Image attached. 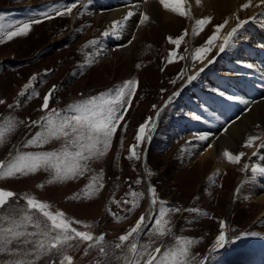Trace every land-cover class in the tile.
Here are the masks:
<instances>
[{
    "label": "rangeland",
    "instance_id": "obj_1",
    "mask_svg": "<svg viewBox=\"0 0 264 264\" xmlns=\"http://www.w3.org/2000/svg\"><path fill=\"white\" fill-rule=\"evenodd\" d=\"M69 2L72 0H0V25L5 27L18 25L31 18L43 21L40 24H34L26 36L15 37L10 41L5 39L3 43H0V99L5 101L4 104H0V125L4 124L8 117L17 122L15 129L6 136L3 143H0V161L7 164L17 152L38 153L61 150L66 143L63 139H52L39 147H25L27 140L40 130L39 127L28 125L31 121L40 120L44 115L50 114L51 109H55L60 117H70L75 114L69 108L70 105L90 98L97 100L101 96L108 98L110 92L114 95L115 89L122 85L124 80H131V78L137 82L136 93L132 97L130 107L125 98L123 107H127L128 110L124 114V120L121 121L120 127L113 136L112 145L106 155L88 162L90 171L74 179L51 183L49 181L52 180L53 174L43 168L35 173L27 175L18 173L15 176L0 179V189L10 190L16 194L9 200L5 210L23 211L26 208L24 197H33L47 203L49 211L63 212L66 219L80 221L81 223L72 224V227L78 231L89 232L94 237L103 235L104 241L101 246L105 248L107 256L100 254L98 248H88V242L72 240L65 245L67 254L73 257V264H127L124 258L115 259L116 256H124L122 249L115 248V244L120 243L119 236L126 234L141 215L145 216L148 227L136 241L138 247L155 241L152 243V248L160 247L164 251L175 245L176 238L182 237L193 241L189 247L186 264H201L202 260L204 264H264V219L260 217L264 207L256 210L253 200L243 201L238 197V186L242 183L248 184L255 175L250 171V176L243 173L244 177H240L239 180H237L238 177L234 178L229 194L223 199L227 208L230 206L234 208L235 205L233 211H211L208 206L212 204L210 200L212 196L203 197V191L211 185L209 177L213 172L211 170L214 164L210 163L201 170L200 166L197 168V164L193 163L195 158H198V154L191 151L194 143L190 137L193 132L185 124L191 121L190 112H194L185 109L186 104H191L193 101L195 107L200 105V102L191 97L189 92L196 90L201 97H204V105L208 106L207 97L211 92L208 80L220 82L218 74L212 70L217 59L213 64L203 65L204 71L197 73V78L189 83L190 86L187 82L190 71L194 73L202 67L199 62L193 64L191 53L195 48L202 46L207 37L212 34L217 24V15L210 10L202 11V17H200H211V23L196 36L191 34L193 36L191 37L190 32L187 31L188 35L181 42L179 49L170 43L169 37L173 36V39H177L182 30L180 32L166 31L162 34V40L170 43L169 47L163 48V51H157L159 47L153 41H145V36L142 39H132L134 40L132 45H127L124 50L121 48V42L115 38V41L109 42L112 46L109 52L99 56L98 60L93 62V48L103 36L104 31L102 26L98 28L92 26L88 32L89 20H83L80 16L85 14L89 16V9L99 4L97 0H80V4L71 15L60 18L55 16L54 11L49 12V9ZM261 9H264V5ZM45 12L54 18L49 20L40 15ZM141 13L145 14V11L142 10ZM250 16L243 20L250 22L248 19ZM73 17L77 19L76 27H71L69 33L66 36L63 35L64 37L52 39L54 34L50 33L53 28L59 26L60 33L65 31L66 27L68 30ZM184 17L189 25L192 18ZM227 19L230 20L231 17ZM54 20L57 21L54 22ZM78 20L81 22L79 23ZM150 21L151 19H148L145 23L151 24ZM155 22L156 25H161V22ZM236 23L237 21L232 27H235ZM95 33L97 34L91 37V34ZM146 34L149 36L150 32L146 31ZM91 41L96 43L92 44ZM218 43L219 40L216 44ZM260 44L263 51L264 41ZM173 51L176 52V56L173 57V62L169 63L168 57ZM216 52L218 48H214L208 57ZM155 55L160 64L148 62V60L153 61ZM180 56H184L185 59H179ZM214 57L212 56V59ZM164 59L169 65H164ZM105 62L109 63L106 68ZM73 63L77 65L73 67ZM129 68L130 71H128ZM182 72L184 75L181 77ZM240 73L243 74V78L249 79L244 75V71ZM33 76L36 80L32 81L28 92L21 97L19 93ZM230 85L233 86V83ZM53 86L55 91L50 99L49 112H44L41 110L42 98ZM220 88L229 91V85L226 83L222 82ZM33 92L38 95H32ZM174 93L178 94L174 95ZM242 94L246 95L244 89ZM168 97L170 99L166 101ZM17 101L20 102L19 107L15 106ZM9 105L13 107L9 108ZM215 110L217 113L222 111L219 107ZM118 112L123 113V108H118ZM148 117L154 118L155 126L150 133V138H146L137 149L141 159L129 160L126 157L129 155L130 146L136 143L137 129ZM228 117L230 121L234 120L227 115L223 117L224 119L222 118L224 123H229L225 119ZM20 121L24 123H19ZM226 125L218 129L225 130ZM69 150L74 149L69 145ZM247 161L251 164L250 169L258 164L256 156L246 158L242 163ZM93 176L98 177L96 188L99 190L89 189L90 198H84L86 193L82 190L92 182ZM137 180H140L139 184L136 183ZM101 183L104 185L103 188H99ZM149 187L156 191L158 203L155 206L151 204ZM130 192L143 195L134 198L129 195ZM249 200L251 202L247 205ZM125 201H134L136 206L133 207L132 203H125ZM159 201L166 202L164 205L166 208L179 209V211L169 212L165 217L169 220L166 227L171 228V232L163 237L150 235V231L155 226L154 221L158 218L157 210L161 207ZM189 209H199V211L193 212ZM5 210H0V213ZM36 215L40 214L36 213ZM221 220L226 225L228 242L223 249L210 253L209 249L219 234ZM130 242H132L131 238L124 247L126 248L127 243ZM86 249L87 254H85ZM127 256L130 258L131 254L128 253ZM12 259L14 257L0 254V264H10ZM59 259V256L53 254L41 258L37 264H52L53 260L59 264Z\"/></svg>",
    "mask_w": 264,
    "mask_h": 264
},
{
    "label": "snow or ice",
    "instance_id": "obj_2",
    "mask_svg": "<svg viewBox=\"0 0 264 264\" xmlns=\"http://www.w3.org/2000/svg\"><path fill=\"white\" fill-rule=\"evenodd\" d=\"M160 4L167 10L177 13L180 16H190V10H186L184 5L187 0H159ZM199 4L200 0H196ZM80 0H72V2L61 5L60 7L49 9V12L54 11L55 16L63 17L65 15H71L73 10L78 7ZM253 5V0H247L246 3L240 5L241 10L248 9ZM264 5V0H259L256 5ZM45 19H53L52 15L48 12L41 13ZM134 13L132 11L122 18V20L113 21L112 29L123 25V22L128 20ZM235 16L237 21L235 27H232L229 31L221 36L222 30L229 24V19H224L222 23H218L214 26L212 34L207 37L205 43L195 48L191 53V60L193 64L199 62L204 64L207 60V64L214 62L213 59H208L209 53L214 48L218 47L219 53H224L226 49L233 42L235 34L239 28L246 24L248 20L240 19L239 16ZM255 15L250 16L248 19L255 20ZM149 17L146 14L141 13L140 24H144ZM211 17H204L195 20V26L192 29V35L196 36L204 30L205 26L211 23ZM43 21L38 18H31L20 22L18 25H8L7 27L0 25V43L6 40H12L15 37L26 36L34 24H40ZM14 29V30H9ZM108 32L103 35H108ZM188 35L187 30L184 31L177 39L169 37L170 43L174 44L179 49L181 42L184 41L185 36ZM220 40L219 45L216 42ZM90 43L95 44V41ZM176 56V52L173 51L169 54V63L173 62V57ZM179 59H185L184 56H180ZM206 66V65H205ZM139 67V66H138ZM247 67L251 68L253 65L249 64ZM204 67H200L198 72H203ZM184 73H181V77ZM197 78L196 74L189 75L187 77L188 82H191ZM36 77L33 76L31 80L24 85V89L19 93L21 97L25 96L28 89L32 86V81H35ZM137 82L134 80H127L122 85L115 89V94L109 93L108 98L101 96L99 100L96 98H90L88 100L70 105L69 108L73 113L72 116L60 117L59 113L55 109L50 110V114L44 115L40 120H33L28 125L29 127H39V131H36L31 139H28L25 147L29 146H42L48 143L52 139H63L66 143L62 146L59 152L47 151L38 153H21L17 152L7 164L0 161V179L15 176L16 174L27 175L29 173H35L41 168L50 171L52 180L49 182L62 181L67 179H74L77 176L83 175L86 171H90L88 162L103 157L108 152L112 145V138L120 127L121 121L124 120V114L127 113L128 108L123 107L125 104V98H127V105H132V97L136 93ZM55 91V86L49 90L47 94L43 96V102L41 110L49 112L50 99ZM213 91L221 97H225L229 101H237L238 97L233 95H227L225 91L214 89ZM178 93H174L177 95ZM32 95H38L33 92ZM247 103V101H243ZM5 101L0 99V104H4ZM16 107L20 106V102H16ZM9 108L13 105H9ZM155 108V105L153 106ZM118 108H123V113L118 112ZM53 117H56L55 119ZM196 120H200L201 117L196 115ZM19 123H24L20 121ZM17 122L8 117L5 123L0 125V143H3L6 136L10 134L16 127ZM155 126L154 118L148 117L144 123L140 124L136 135V143L129 148V155L127 159L140 160L141 155L137 152V149L146 138H150V133ZM200 140H205L207 137L201 135L198 137ZM261 140L260 136H248L243 147L252 148L255 142ZM69 145L74 150H69ZM259 147H264L262 142ZM245 153L233 154L227 150L223 152V156L228 159L232 164H239ZM255 155V153H253ZM249 168L248 164L243 165V170ZM253 175H264V166L256 165L251 167ZM150 174V173H148ZM98 177L93 176L92 182L86 186L82 191L86 193L84 198H90L88 195L89 189L96 188V180ZM137 184L140 180L136 181ZM103 184H99V188H103ZM42 187V185H38ZM151 196V204L157 205L158 199L156 198V191L154 188L148 189ZM130 196L142 197V193L130 192ZM16 194L10 190L0 189V210H5V206L8 205L10 199L15 197ZM79 196V194H77ZM26 202V208L23 211H3L0 213V254H7L14 257L10 261V264H37V262L45 257L55 254L59 256V264H73V257L67 254L65 245H68L72 240H79L80 242H88V248H98L100 254L107 256L105 248L101 246L104 241L103 235L94 237L91 233L86 231H78L72 227L73 223H81L80 221H71L65 218L63 212L49 211V205L41 202L33 197H24ZM125 203H132L133 207L136 206L134 201H125ZM161 207L157 210V217L154 221V228L150 231V235L163 237L167 233L171 232V228L166 226L169 224V220L165 219L169 212L179 211V209H169L164 207L166 202L159 201ZM35 210V211H33ZM131 210V209H130ZM189 211L198 212L199 209H189ZM36 213L40 215L37 216ZM43 217V219H41ZM151 218V217H149ZM87 227V225H86ZM148 225L144 215H141L135 222V225L131 227L126 234L119 236L120 243L115 244V248L122 249L124 256H116V260L124 258L127 264H186V258L188 257L189 247L193 244V241L186 240L182 237L176 238V243L173 247L167 248L162 251L160 247L152 248V241L150 244L140 245L138 247L137 240L144 232ZM225 222L220 221L219 234L216 236L213 246L209 249L210 253H215L219 249H223L228 242V237L225 232ZM254 235V234H253ZM126 248L124 247L126 242ZM70 246V245H69ZM151 249V250H150ZM130 253V258L127 254ZM87 254V249L85 250ZM207 259V258H206ZM52 264H56L53 260ZM204 264V261H201Z\"/></svg>",
    "mask_w": 264,
    "mask_h": 264
},
{
    "label": "bare ground",
    "instance_id": "obj_3",
    "mask_svg": "<svg viewBox=\"0 0 264 264\" xmlns=\"http://www.w3.org/2000/svg\"><path fill=\"white\" fill-rule=\"evenodd\" d=\"M246 2L247 0H200V3L197 4L196 0H187V3L185 4L186 6L184 5V7L191 12L190 16H186L192 18L189 25L186 23L184 16H180L177 13L165 9L160 4L159 0H97V3L103 7L99 8V5L97 7L94 5L89 9V16H87V14L80 16L83 20H89L87 31L90 30L92 26H96L97 28L102 26L103 33H109L108 35H103L95 44L92 51L94 53L92 58L93 62L97 61L99 56H104L109 52L112 48L109 42L115 41L116 39L121 42V48L124 50L127 45H132L134 40L138 38L142 39L145 36V41H153L155 45L159 47V49L157 48V51H163V48L165 46L169 47L170 43L167 41L165 43L164 39L162 40V34L166 31L180 32L182 30L180 32V35H182L184 31L187 30L191 35L192 29L195 26L194 21L201 16V12L204 10L213 11L212 13L217 15V24L223 22L224 19L231 17L229 24L226 26L225 30H223L221 36L226 34V32L234 26L233 24H235L236 19L233 17V13L236 16H239L240 19L247 18L249 15H255L257 17L255 20H250V22L244 24L243 27L241 26L242 28L238 30L234 36L233 42L224 53L216 52L212 55L217 59L214 64L212 63V70L218 74V76H216L220 78V82L216 83V80H208L211 85V92L208 93L207 97L208 106L204 105V97H201L196 90H191L189 95L195 98L196 101H199L200 105H196L195 107L194 103H192L193 101L191 102L190 100L191 104L188 102L189 104H186L185 106V109L194 111L193 113L190 112L192 115L190 119L191 121L185 123L193 132L190 137L192 143H194L193 147H191V151L198 154V158H195L193 163L197 164H195L197 168L200 166L201 170L210 163L212 165L214 164L211 170L213 172L209 177L211 185L206 187L203 191V197L212 196L210 197L212 204L208 206L211 211L230 210L231 212L234 210L235 205L234 208L231 206L227 208L223 199L229 194V190L231 189L235 177H238L237 180H239L240 177H244L243 173H247V175L250 176L251 164H248V161L243 164L242 162L244 159L256 156L258 161L257 165L264 166V147H259V145L264 142V50L262 51V46L260 44L261 41H264V24H262L264 20V9H261L263 5H259V7L256 6L259 3V0H253V5L242 11L240 5ZM142 10H144L145 14L151 19V24L139 23ZM129 11H132L134 15L124 21L121 27L113 30L111 27L113 21L122 20ZM55 21L57 20H54V22ZM155 21L161 22V25H156ZM78 22L80 23L81 21L78 20ZM77 24L76 17H73L71 18L68 30L66 27V30L61 31L62 33H60V29H58L59 26L53 28V31L50 33L51 35L54 34L52 39L63 35L66 36V34L69 33L70 28H75ZM146 31L150 32L149 36L147 34L145 35ZM96 34L97 33L94 35L91 34V37ZM191 37L193 36L191 35ZM171 38L173 39V36ZM219 43H221L220 40ZM212 56L208 57V59H212ZM148 62L160 64L157 55H155L153 61L148 60ZM206 63L207 60L202 64V67ZM249 64L253 65V67H247ZM76 65L77 63L72 64L73 67ZM108 65L109 63L105 62L104 67L106 68ZM164 65H169L165 59ZM128 71H130V68ZM167 71L169 72V70ZM241 71H244V75L249 79L243 78V74L240 73ZM192 72L193 71H190L189 75H192ZM85 75H87V73ZM222 82L229 85V91L220 88ZM231 83H233V86L230 85ZM214 89L223 90L227 95L236 96L239 100L229 101L225 97L219 96L217 92L213 91ZM242 89H244L246 95L242 94ZM243 101H247V103H244ZM217 107L221 108V113H217L215 110ZM196 115H199L201 119L196 120L194 118ZM227 115H230V118L234 120L230 121L228 117L225 119H227L229 123H224L222 118ZM225 124H227L225 130L218 129ZM201 135H205L207 139L200 140L198 137ZM248 136H260L261 140L256 141L252 148H245L243 145ZM225 150L233 154L244 152L245 155L242 157L239 164H232L223 156ZM253 153H255V155H253ZM192 158L194 159V157ZM245 164L249 165L247 170H243L242 168ZM250 181L251 182L248 184L242 183L238 186V197L243 201L245 199L253 200L252 203L255 204L254 209L259 210L264 207V175L257 174L252 177ZM250 200L247 205L251 202ZM200 204L204 206L201 202ZM262 211L263 214L260 217L264 219V209Z\"/></svg>",
    "mask_w": 264,
    "mask_h": 264
},
{
    "label": "water",
    "instance_id": "obj_4",
    "mask_svg": "<svg viewBox=\"0 0 264 264\" xmlns=\"http://www.w3.org/2000/svg\"><path fill=\"white\" fill-rule=\"evenodd\" d=\"M157 117V116H156ZM155 121V120H154Z\"/></svg>",
    "mask_w": 264,
    "mask_h": 264
}]
</instances>
